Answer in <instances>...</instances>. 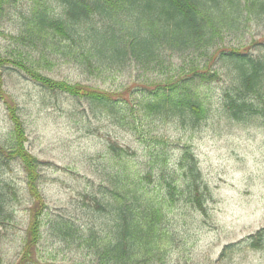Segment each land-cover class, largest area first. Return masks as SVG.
Here are the masks:
<instances>
[{
  "label": "rangeland",
  "instance_id": "rangeland-1",
  "mask_svg": "<svg viewBox=\"0 0 264 264\" xmlns=\"http://www.w3.org/2000/svg\"><path fill=\"white\" fill-rule=\"evenodd\" d=\"M33 0H9L0 18V57L10 61L36 60L40 72L57 81L81 84L116 94L120 119L136 121L145 144L152 132L168 143V171L175 173L180 190L179 158L184 148L196 158L202 182L208 187L203 208L190 204L184 196L170 205L166 186L158 170L153 181L144 182L151 198L165 201L166 241L159 245L147 264H264V238L254 247L249 237L264 229V126L260 120L236 122L220 112L224 84L201 89L208 95L211 116L194 130L174 120L154 119L149 126L139 121L143 115L137 103L145 98L146 82H157L156 73L128 64L102 73L90 74L70 58L48 56L46 62L24 39L23 16ZM60 12L58 6H54ZM246 20V21H245ZM227 33L223 47H243L257 56L264 52V17L245 19ZM33 57V58H32ZM0 191L4 212L0 218V264H13L26 240L32 209L36 204L27 186L26 173L12 158L13 123L6 102L16 108L26 133L25 149L39 162L38 188L43 198L41 238L34 259L28 264H104L89 250L88 243L62 235L57 221H70L86 235L93 230L102 238L109 233L114 216L94 207L95 198L104 200L110 171L127 165L137 178L147 171L146 146L133 131L120 126L101 107L84 99L43 89L22 71L8 64L0 69ZM154 86L148 88L152 89ZM3 97V98H2ZM127 100V101H125ZM130 106L134 107V118ZM142 130V129H140ZM110 141L129 149L130 156L113 157ZM106 198V196H105ZM170 205V206H169Z\"/></svg>",
  "mask_w": 264,
  "mask_h": 264
},
{
  "label": "trees",
  "instance_id": "trees-1",
  "mask_svg": "<svg viewBox=\"0 0 264 264\" xmlns=\"http://www.w3.org/2000/svg\"><path fill=\"white\" fill-rule=\"evenodd\" d=\"M8 1L0 0V18ZM263 17L264 0H33L23 16V35L46 62L49 55H59L70 58L90 74L130 63L156 73L155 80H159L146 82V96L137 103L144 115L139 121L149 126L159 119L174 120L184 130L196 129L211 116L210 99L201 89L221 82L222 115L236 122L257 119L264 126V52L253 56L243 47H223L226 34L235 31L245 19ZM28 59L27 63L0 57V69L12 64L47 91L84 99L103 108L120 126L146 143L141 134L143 124L140 130L137 120L131 124L117 116L116 107L123 101L116 94L51 79L40 72L36 60ZM6 107L15 143L10 155L22 164L29 192L36 201L23 249L13 263L28 264L33 261L41 238V210L45 206L38 188L40 162L25 149L26 133L15 106L6 102ZM130 108L134 118V107ZM148 132H152L154 139L145 144L149 149L147 171L137 178L140 174L127 165L118 172L111 170L107 176L111 188H103L107 202L96 198L91 201L96 210L111 209L114 216L106 237L90 229L87 237L81 235L80 228L67 220L55 223L62 235L88 243L89 250L104 264H147L159 245L168 243L164 227L166 202L152 199L143 185L153 181V170H158L161 183L167 188L165 200L169 199L170 205L179 195L184 196L185 188L188 202L204 210L208 187L202 182L195 156L184 148L178 160L182 180L179 190L175 184L179 178L168 171V142L154 134L156 131ZM108 148L113 157L130 156L129 149L113 141ZM3 202L0 191V218L5 210ZM263 238L261 229L248 239L252 246L260 247Z\"/></svg>",
  "mask_w": 264,
  "mask_h": 264
}]
</instances>
